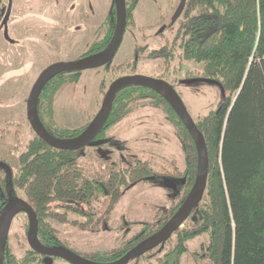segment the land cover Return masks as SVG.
<instances>
[{"label": "trees", "instance_id": "1", "mask_svg": "<svg viewBox=\"0 0 264 264\" xmlns=\"http://www.w3.org/2000/svg\"><path fill=\"white\" fill-rule=\"evenodd\" d=\"M2 10L6 8L0 0V28L4 27ZM127 11L128 24H132L130 9ZM114 23L115 17L102 47L112 38ZM171 27L172 40L153 49L147 58H159L168 65L177 57L175 71L180 73L188 70L184 62L201 65L197 76L217 81L223 91L212 84L219 91V102L195 122L205 139L208 156L206 201L192 211L193 224L173 233V245L154 264H181L182 256L188 252L187 242L203 234L207 235V243L200 252L191 253L196 262L207 259L210 264H264V0H187ZM97 45L93 50H97ZM144 51V47H135L136 59L112 69L137 71ZM76 72L55 74L37 102V113L48 118L46 129L57 138L79 132L49 130L54 124V94L69 80L66 73ZM57 75L60 76L56 80ZM191 76L187 73V77ZM148 93L153 95L154 105H163L185 158L183 171L174 168L163 174L186 179L176 195L179 203L168 211L169 219L186 198L196 175V147L183 123L158 94L132 86L115 96L106 127L121 120L130 111V103ZM76 155L75 151L53 148L33 134L18 155L11 178L13 187L8 189L0 177V214L8 198L11 199L14 191L18 192L37 215L41 242L58 247L60 239L51 221L75 223L84 230L85 227L107 229L109 215L119 203L125 186L157 174L149 161L137 158L128 167H112L105 179H86L77 167ZM100 206L102 211L98 210ZM69 214L82 217L83 222L69 221ZM162 224L159 222L155 228L146 224L120 248L100 255V260L88 259L112 261ZM35 255L29 249L17 257L6 245L3 264H44L37 262ZM140 260L132 264H140Z\"/></svg>", "mask_w": 264, "mask_h": 264}, {"label": "rangeland", "instance_id": "2", "mask_svg": "<svg viewBox=\"0 0 264 264\" xmlns=\"http://www.w3.org/2000/svg\"><path fill=\"white\" fill-rule=\"evenodd\" d=\"M179 1L140 0L134 12L135 25L124 33L110 65L131 61L133 47L141 46L145 51L140 58L139 73L160 77L171 84L185 78L187 73L198 74L201 65L186 62L183 65L188 70L176 72L177 57L168 65L162 59L147 58L149 52L161 48L174 37L173 29H162V25L170 22ZM1 2L5 8L10 7V12L6 27L0 28V161L11 162L17 167L18 155L34 134L26 115V100L33 83L47 66L75 60L91 42L104 36L111 0H92L93 8L89 3L87 8L86 0ZM93 11L91 19L88 18ZM112 70L84 69L74 75L66 73L69 80L60 85L54 95L52 128L74 130L88 124L103 100L101 83H104L103 91L106 92L114 79L127 73ZM175 86L194 122L213 110L219 102V91L212 84ZM106 136L114 138L119 147L108 141L86 146L77 152L76 164L86 179H105L113 166L127 167L137 158L149 161L157 174L123 193L109 215L107 229L85 227L84 230L75 223L51 221L57 229L59 247L87 259L93 257L100 260V255L123 246L146 224L155 228L158 222H166L168 211L174 206L177 185L175 179L158 173L172 172L173 168L182 171L185 167L184 154L173 127L164 112L152 105L148 96L131 102L129 113L112 126ZM205 201L204 195L200 203ZM102 209V206L98 208ZM68 218L69 221L83 222L82 217L73 214H69ZM194 220V216H190L181 228L193 224ZM26 225L27 218L21 213L12 221L8 233V246L17 257L23 255L27 246L24 242ZM170 238L142 255L140 264H154L156 258L173 245L174 236ZM206 243L205 234L188 241V252L182 256L181 264H210L207 259H197L196 262L191 255L200 252ZM53 264L70 263L57 259Z\"/></svg>", "mask_w": 264, "mask_h": 264}, {"label": "water", "instance_id": "3", "mask_svg": "<svg viewBox=\"0 0 264 264\" xmlns=\"http://www.w3.org/2000/svg\"><path fill=\"white\" fill-rule=\"evenodd\" d=\"M185 1L186 0H180L175 13L173 14L172 21H175L180 16L182 9L184 8ZM114 2L116 7L115 31L111 42L103 51L73 61L53 63L47 66L38 75L30 89L26 100V115L29 125L34 131L35 135L41 138L49 146L60 150L78 151L92 143L95 136L99 133L103 125L106 123L109 117L114 97L120 89L127 86H141L149 88L166 100V102L174 110L176 115L179 117V119L189 132L195 144L197 153V167L193 185L179 208L158 230L132 247L118 259L111 262H96L84 258L66 248L44 247L43 245H41L37 238V219L31 207L20 198L11 200L0 214V264H3V251L7 244L8 233L12 220L14 216L21 211H26L29 218V245L33 251L43 254L48 258V262H46V264H51V257L61 258L71 264H130L145 253L167 241L174 232L181 228L183 223L190 217L195 207L201 202L205 194L208 180V156L205 139L202 133L198 130L196 123L187 112L175 89L168 82L162 79H157L145 75H126L115 79L106 91L101 107L94 118L78 135L70 139L62 140L53 137L45 130L39 120L37 114V102L40 93L44 86L49 82V80L55 76V74L67 71L94 69L104 66L112 61L122 41L126 24L125 0H114ZM2 11L5 12L3 25L4 27H6L10 7L8 6L6 8V11ZM194 81L207 84H215L221 89L219 83L214 80L198 78ZM221 91L223 90L221 89ZM0 168L6 171L7 188L11 189L12 181L11 169L9 165L3 161H0Z\"/></svg>", "mask_w": 264, "mask_h": 264}, {"label": "flooded vegetation", "instance_id": "4", "mask_svg": "<svg viewBox=\"0 0 264 264\" xmlns=\"http://www.w3.org/2000/svg\"><path fill=\"white\" fill-rule=\"evenodd\" d=\"M139 1L140 0H125V9H126V24H125V30H124V33L128 30V28H130V27H133L134 25H135V17H134V12H135V9H136V7H137V5L139 4ZM180 2V1H179ZM186 2H187V0L185 1V5H186ZM92 6V8H93V3H92V0H86V6H87V8H88V5L89 4ZM166 4V3H165ZM168 4V3H167ZM185 5H184V7H185ZM8 7V6H7ZM178 7V6H177ZM82 9V7L80 8V10ZM127 9H130V13L132 14V24H128V22H129V20L127 19V14H128V11H127ZM184 9V8H183ZM183 9H182V11H183ZM95 12L93 11L91 14H89V16H88V18H90L91 19V17L93 16V14H94ZM182 13V12H181ZM181 15V14H180ZM114 17H115V23H114V31H115V25H116V7H115V2H114V0H111V3H110V6H109V9H108V14H107V16H106V19H107V28H106V32H105V34H104V36L103 37H101L99 40H97L96 42H91L90 43V45L89 46H87V50L86 51H84L81 55H79L75 60H77V59H80V58H84V57H87V56H90V55H94V54H96V53H99V52H101V51H103L108 45H109V43L111 42V40H112V38L109 40V42H107V44L104 46V47H102V45L104 44V41H105V39H106V37H107V31L112 27L111 26V22H112V19H114ZM172 17H173V15L171 16V18H170V22L167 24V25H165V24H163L162 26V29H168L169 31H171L172 30V25L174 24V22H176L177 21V19L179 18H177L175 21H172ZM88 22H90V20L88 19ZM172 22V23H171ZM113 34H114V32H113ZM161 35V34H160ZM123 36H124V34H123ZM112 37H113V35H112ZM123 39V38H122ZM122 42V41H121ZM166 43V42H165ZM164 43V44H165ZM95 44H98L96 47H95V49H97V50H93V47H94V45ZM121 44V43H120ZM120 46V45H119ZM119 48V47H118ZM134 48H135V46L133 47V51H132V57H131V61H132V59H136L138 56L135 54L134 55ZM118 50V49H117ZM117 52V51H116ZM116 54V53H115ZM130 62V61H129ZM128 63V62H127ZM139 64H140V59H139V63H138V69H137V71H135V72H132V71H129V70H127V73H125V75H122V76H126V75H145V74H143V73H139ZM120 65V64H119ZM118 66V65H117ZM115 68L116 66H111L110 65V63H108V64H106V65H104V66H101V67H98V68H94V69H100V68H104L106 71H113L112 70V68ZM122 71H126V70H122ZM75 72V71H74ZM122 76H120V77H122ZM145 76H148V75H145ZM149 77H151V76H149ZM117 78H119V77H117ZM116 78V79H117ZM153 78H155V77H153ZM198 78H201V77H198L197 76V74L196 75H193V76H191V77H185V78H182V79H178L176 82H174L173 84H171V83H169L174 89L176 88V86L175 85H183V86H195V85H197V84H201L202 82H197V81H194L195 79H198ZM53 78H51L50 80H49V82L52 80ZM157 79H162V78H160V77H157ZM115 80V79H114ZM113 80V81H114ZM163 80V79H162ZM112 81V82H113ZM165 81V80H164ZM188 81H190V82H188ZM111 82V83H112ZM167 82V81H166ZM188 82V83H187ZM111 83H110V85H111ZM48 84V83H47ZM109 85V86H110ZM46 86V85H45ZM44 86V87H45ZM109 86H108V88H109ZM127 87H132V86H127ZM127 87H124V88H122V89H120L117 93H116V95L121 91V90H123V89H125V88H127ZM136 87H141V86H136ZM108 88H107V90H108ZM141 88H145V89H148V90H150V91H153V90H151V89H149V88H146V87H141ZM44 89V88H43ZM106 90V91H107ZM100 91H101V89H100ZM176 91V90H175ZM153 92H155V91H153ZM102 94H103V98H104V95H105V93L106 92H101ZM156 93V92H155ZM157 94V93H156ZM178 94V93H177ZM55 95V94H54ZM115 95V96H116ZM159 95V94H158ZM150 97L151 98V103H152V100L154 99V97H153V95H150L149 93L148 94H146V96H143V97ZM160 96V95H159ZM161 97V96H160ZM138 98H140V97H138ZM162 98V97H161ZM54 99V98H53ZM114 99H115V97H114ZM163 100H165L164 98H162ZM39 100V99H38ZM103 101V100H102ZM166 101V100H165ZM53 103H54V100H53ZM113 103H114V100H113ZM113 103H112V105H113ZM167 103V102H166ZM102 104V103H101ZM168 104V103H167ZM152 105H154L153 103H152ZM169 105V104H168ZM155 107H157V108H160L163 112H164V114H165V118H166V120H167V114H166V112H165V110H164V107H163V105H159V106H156V105H154ZM170 106V105H169ZM101 107V106H100ZM171 108V107H170ZM100 109V108H99ZM111 109H112V106H111ZM172 109V108H171ZM172 111L174 112V110L172 109ZM110 112H111V110H110ZM129 113V112H128ZM175 113V112H174ZM38 114V117H39V120H40V122H41V124L43 125V127L45 128V130L47 131V129H46V125L48 126V124H49V120H48V118L46 117V116H44V114H42L41 112L40 113H37ZM110 114V113H109ZM176 114V113H175ZM96 115V114H95ZM127 115V114H126ZM125 115V116H126ZM124 116V117H125ZM177 116V115H176ZM123 117V118H124ZM178 117V116H177ZM94 118V117H93ZM92 118V119H93ZM109 118V117H108ZM122 118V119H123ZM179 118V117H178ZM121 119V120H122ZM121 120H119V121H121ZM52 121L54 122V120L52 119ZM119 121H117L116 123H114V124H112V125H109V126H107L106 127V125H107V123H108V119H107V121H106V123L103 125V127L101 128V130L99 131V133L95 136V138L93 139V142L92 143H90L89 145H87V146H92V145H95V144H102V143H106V142H108V141H110V142H112V143H114L115 145L117 144V142L114 140V138H112V137H107L106 136V133H107V131L112 127V126H114L115 124H117ZM168 121V120H167ZM181 121V120H180ZM194 121V120H193ZM168 123L169 124H171L169 121H168ZM89 124V123H88ZM87 123L85 124V125H83L82 127H80V128H78V129H64V128H52V126H54V124L49 128V130L50 131H54L55 129H58V130H70V131H75V132H77L78 130H79V132H77L74 136H76V135H78L87 125H88ZM172 126V125H171ZM104 127H106V129L104 128ZM81 129V130H80ZM32 130V129H31ZM33 131V130H32ZM48 132V131H47ZM33 133H34V131H33ZM49 134H50V132H48ZM35 134V133H34ZM51 135V134H50ZM74 136H71V137H67V138H59V139H62V140H66V139H70V138H72V137H74ZM54 137V136H53ZM177 137V136H176ZM57 138V137H56ZM178 139V138H177ZM179 141V140H178ZM86 147V146H85ZM119 147V144L118 145H116V148H118ZM79 151V150H78ZM78 151H75V152H78ZM3 162H5L6 164H8L9 165V167H10V169H11V178H12V176H13V173H14V170L17 168V167H14L13 165H12V163L11 162H8V161H3ZM134 162V161H133ZM130 166V165H129ZM114 167V166H113ZM128 167V166H127ZM116 168H119L118 166H116ZM173 168V167H172ZM174 169V168H173ZM184 169H185V167H184ZM183 169V170H184ZM182 170V171H183ZM159 175V174H158ZM6 176H7V173H6V171L4 170V169H1L0 168V177L1 178H4V182H5V184H6ZM160 176H166V175H163V174H161ZM170 178H173V179H175L176 180V193H175V202H174V205H177L179 202L177 201L178 199H177V193L179 192V189L181 188V187H179V186H184V184H185V177H183V176H169ZM11 181H12V179H11ZM7 185V184H6ZM134 185H136V184H132V183H130L129 185H127V186H125V188H124V191H123V193L125 192V191H127L128 189H130V188H132ZM13 187V186H12ZM16 198H20V199H22V200H24L25 202H26V204L27 205H29L30 207H31V205L18 193V192H16V191H14V193L11 195V199L10 198H8V200H7V202L5 203V205L3 206V209L5 208V206L11 201V200H14V199H16ZM177 201V202H176ZM4 203V202H3ZM173 207V206H172ZM179 208V207H178ZM31 209H32V211L34 212V214H35V216H36V219H37V238H38V240H39V242L41 243V245H43L44 247H47V248H55V247H53V246H46V245H44L42 242H41V239H40V235H39V232H38V229H39V221H38V218H37V215H36V213H35V211L33 210V208L31 207ZM21 213H24L25 214V216H26V218H27V225H26V227H25V230H24V242H26V249H25V251L23 252V254L25 253V252H27L29 249L30 250H32L31 249V247H30V245H29V241H28V233H29V218H28V214H27V212L26 211H21V212H19V213H17L15 216H14V218H13V220L19 215V214H21ZM12 220V221H13ZM159 223V222H158ZM165 223V222H164ZM163 223V224H164ZM12 224V223H11ZM157 224V223H156ZM162 224V225H163ZM161 225V226H162ZM157 226H158V224H157ZM156 226V227H157ZM160 226V227H161ZM11 227V226H10ZM159 227V228H160ZM159 228H157V230L159 229ZM6 245H8V243L6 244ZM59 247V246H58ZM131 249V248H130ZM129 249V250H130ZM33 251V250H32ZM34 253H36V255H35V257H36V259H37V262H39V261H43V263L44 264H46V262H48V258L45 256V255H43V254H40V253H37V252H35V251H33ZM79 255V254H78ZM81 256V255H80ZM119 258V257H118ZM118 258H116V259H118ZM57 259H61V258H57V257H51V264H53V262H55V260H57ZM116 259H114V260H116ZM61 260H63V259H61ZM65 261V260H64ZM94 261V260H93ZM113 261V260H112ZM67 262V261H66ZM97 262V261H96ZM109 262H111V261H109ZM69 263V262H68ZM71 264V263H70Z\"/></svg>", "mask_w": 264, "mask_h": 264}, {"label": "built area", "instance_id": "5", "mask_svg": "<svg viewBox=\"0 0 264 264\" xmlns=\"http://www.w3.org/2000/svg\"><path fill=\"white\" fill-rule=\"evenodd\" d=\"M263 60H264V57H263Z\"/></svg>", "mask_w": 264, "mask_h": 264}]
</instances>
